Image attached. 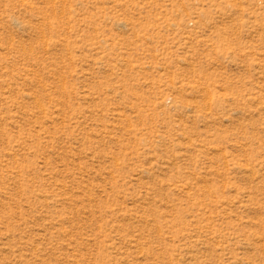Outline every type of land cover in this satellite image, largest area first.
Segmentation results:
<instances>
[{
  "label": "rangeland",
  "instance_id": "1",
  "mask_svg": "<svg viewBox=\"0 0 264 264\" xmlns=\"http://www.w3.org/2000/svg\"><path fill=\"white\" fill-rule=\"evenodd\" d=\"M0 264H264V0H0Z\"/></svg>",
  "mask_w": 264,
  "mask_h": 264
}]
</instances>
